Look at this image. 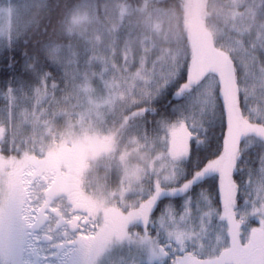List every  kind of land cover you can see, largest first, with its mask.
Listing matches in <instances>:
<instances>
[{
  "label": "rangeland",
  "instance_id": "rangeland-1",
  "mask_svg": "<svg viewBox=\"0 0 264 264\" xmlns=\"http://www.w3.org/2000/svg\"><path fill=\"white\" fill-rule=\"evenodd\" d=\"M42 7L41 0H0V52L34 23ZM133 12L124 0H104L100 20L91 6L82 7L68 20L69 27H80L91 41L92 56L79 66L73 47L50 49L69 86L64 90L65 115L63 112L56 118L39 120L46 100L41 88L35 89L39 95L28 113L26 103L18 97L0 106V121L8 125L12 143L21 151L20 155L8 156L0 149V264H75L74 258L76 264H196L201 256L216 259L227 249V226L216 221L217 210L204 193L199 202L183 199L180 213L169 203L156 221L152 219L161 199L178 196L187 189V185H178L184 175L183 163L189 157L193 134L203 128L205 117L214 111L217 80L209 77L199 86L189 99L185 118L164 123L159 135L147 137L144 126L133 121L141 111L137 107L174 81L183 52L169 46L180 32L165 13L149 12L140 33L139 26L131 22ZM253 16L250 9L241 10L236 1H230L229 8L217 11V21H212L210 28L225 49L237 54L245 71L242 89L246 115L264 123V59L245 50L237 35L254 32L252 42L264 51V17L255 22ZM225 68L233 72L231 66ZM223 87L233 120L227 156L217 171L216 164L211 163L198 180L218 173L227 202L235 191L231 177L239 144L244 136L252 134L264 139V126L241 118L235 112L233 88ZM51 129L55 130L53 134ZM254 145L264 146V142L245 141V149ZM76 155L81 156L72 159ZM64 157V165L68 168L70 164L77 173L85 202L92 209L96 207L95 213L73 219L65 203L59 205L40 197V186H49L55 177L52 161ZM262 158L255 183L245 192L248 197L237 210L239 218L264 213V151ZM14 188L28 193L23 220L31 226L39 215L48 221L43 230L35 232L33 228L26 242L22 238L19 248L14 236L18 227L5 222L13 195L19 192ZM109 212L117 216H109ZM243 232L247 238L248 230ZM85 237H95V243L91 258L81 262L80 251L75 257L73 249L74 243Z\"/></svg>",
  "mask_w": 264,
  "mask_h": 264
},
{
  "label": "trees",
  "instance_id": "trees-1",
  "mask_svg": "<svg viewBox=\"0 0 264 264\" xmlns=\"http://www.w3.org/2000/svg\"><path fill=\"white\" fill-rule=\"evenodd\" d=\"M41 1L43 7L34 23L13 44L6 45L0 52V106H6L18 97L26 103L28 113L39 95L35 89L41 88L46 94V100L41 109L44 115L39 120L46 121L63 112L66 114L64 90L69 87L65 73L59 61L51 57L50 49L73 47L78 65H83L92 56V43L87 40L80 27H69L68 20L84 6H91L100 20L103 16L104 0ZM230 1H236L241 10L250 9L255 22L264 17V0H124L134 9L131 22L139 26L140 33L143 31L145 18L154 10L165 13L172 23L177 24L180 32L178 39L169 43V46L178 47L183 52V56L178 58L177 76L154 99L137 107L141 111L133 121L144 126L147 137L159 135L164 123L173 124L185 118L190 105L189 99L199 86L209 77L217 80L214 111L205 117L203 128L193 134L189 157L183 163L184 175L178 185H187V189L178 196L161 199L152 214L153 221H156L159 213L169 203L180 213L183 199L190 197L199 202L202 193L211 199L217 210L216 221L227 226L228 247L218 258L201 256L196 264H264V213L247 218H239L237 215L238 208L248 197L245 192L255 183V177L263 164L264 146L254 145L245 149V141L257 139L264 142V139H258L255 134L242 138L231 177L235 191L227 202L223 200V179L218 173L212 172L208 177L198 180V175L208 165L216 164L214 171H217L227 156L229 139L232 136L230 123L233 120L229 101L224 97L223 85L233 88L235 112L238 111L240 117L246 121H252L246 115V94L242 89L245 71L237 54L225 49L221 39L210 28V23L217 21V11L229 8ZM237 35L241 37L245 50L264 59V51L260 45L251 40L254 32ZM225 65L231 66L233 72H228ZM207 69H213L214 72ZM29 117L33 119V115ZM252 122L257 125L262 123L254 120ZM0 129L1 152L8 156L13 153L20 155L21 151L16 150L12 143L8 125L0 121ZM50 132L53 134L55 130L51 129ZM244 229L248 230L247 238L244 237Z\"/></svg>",
  "mask_w": 264,
  "mask_h": 264
},
{
  "label": "flooded vegetation",
  "instance_id": "flooded-vegetation-1",
  "mask_svg": "<svg viewBox=\"0 0 264 264\" xmlns=\"http://www.w3.org/2000/svg\"><path fill=\"white\" fill-rule=\"evenodd\" d=\"M80 156H73L72 159L75 160L77 157ZM63 159H58V161H52L53 165L50 167L51 171L54 172L55 177L52 179V183L49 186H40L41 188H39L38 190L40 197L51 201V203L58 202L59 205L62 202L65 203L67 207H69L70 212L73 213V219L77 215H89L91 212L95 213L96 207L95 209H92L90 205L85 202L86 200L84 198V193L82 192V183H80V178L77 177V173L74 172V169L69 168L70 164H68V168L64 165V161L67 158L64 157ZM15 190H18L19 192L13 195L11 205L6 211L7 219L5 218V222H7L9 226L18 227L16 230L17 233L14 232V236L16 234L15 242L18 244L17 248H19L22 238H25L24 242H26L30 235L33 234V232L31 231L33 228H35V232H38L41 229L43 230L48 221H45L43 219L44 217H41L40 215L36 216L37 218L35 220V225L32 226L27 222V220H23L22 209L25 201L28 199V193L25 189L19 190L17 188H14L13 191ZM53 212L56 216L57 211L55 212V210H53ZM109 216H113L115 218L117 214L109 212ZM109 223H113L112 218L109 219ZM58 224L59 223L57 222L55 225ZM94 243L95 237L80 238L77 244L74 243L75 248L73 249V251H76L74 252L75 257H77L78 250L80 251L79 255L81 262L88 261L91 258V254L93 253ZM57 248L55 250H57ZM75 259L76 258H74L76 264Z\"/></svg>",
  "mask_w": 264,
  "mask_h": 264
}]
</instances>
